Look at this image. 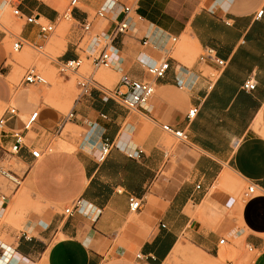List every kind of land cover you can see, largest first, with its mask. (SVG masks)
Returning a JSON list of instances; mask_svg holds the SVG:
<instances>
[{"label":"crops","instance_id":"0c3cea01","mask_svg":"<svg viewBox=\"0 0 264 264\" xmlns=\"http://www.w3.org/2000/svg\"><path fill=\"white\" fill-rule=\"evenodd\" d=\"M80 1L96 9L105 0ZM144 1L132 19V38L140 44L142 38L149 37L152 45L171 57V69L164 79L148 74L152 78L148 81L157 87V101L146 111L136 112L126 124L122 122L126 109L109 98L108 92L96 89L80 96L72 109L75 119L70 120L73 131L77 127L86 130L79 145L66 137L67 122H57L56 112L43 109L29 86L14 95L8 81L12 70L8 62L13 56L5 37L0 36V115L12 101L18 111L16 118L7 121L0 143L9 149V132L23 130L28 116L39 112L35 128L23 130L26 146L15 158L28 167L19 175L33 199L48 207L43 210L29 201L34 212L24 229L11 238V245L0 241L4 246L0 256L5 254L9 264H161L182 245L181 239L221 264H234L243 246L256 253L253 264H264V0H202L177 32H171L156 17L160 12L156 1L147 5ZM60 6V0H29L21 11L54 23L62 16L56 9ZM4 8H8L6 2L1 5ZM163 13L172 14L169 10ZM72 18L79 23L89 20L80 8L72 10ZM108 22V33L112 20L96 19L93 29L106 28ZM20 38L38 43V28L24 23ZM173 38L176 42L168 48ZM182 39L200 48L201 53L214 50L225 62L213 84L203 69L215 70L214 60L203 64L197 59L189 68L172 56L174 45ZM122 45L117 43L116 56L121 60L115 62L112 82L123 73L146 80L142 60L149 62L145 55L152 61L159 59L162 53L153 48L144 51L141 45L134 50ZM76 46L75 39L69 41L58 60L80 57ZM129 59L132 64L128 69ZM248 79L255 81V90L243 89ZM181 82L183 89L179 88ZM193 106L199 113L189 122L186 115ZM143 117L154 127L139 146L133 137L137 125L144 124ZM165 124L188 134V142L183 143L188 151L176 164L160 145ZM30 134L37 137L28 145ZM105 139L115 141V147L99 163V147ZM47 147L51 151L34 163L31 149L45 151ZM125 147L143 149L144 154L141 159H130ZM252 184L257 195L244 199ZM242 185L246 188L241 205L235 196L223 193L228 188L237 194ZM131 195L143 201L137 213L129 210ZM77 199L83 200L85 212L66 216L65 209ZM4 205L0 203V214ZM132 214L137 216L134 221L130 220ZM223 238L226 241L220 244ZM137 254L142 259H137Z\"/></svg>","mask_w":264,"mask_h":264},{"label":"rangeland","instance_id":"374dc122","mask_svg":"<svg viewBox=\"0 0 264 264\" xmlns=\"http://www.w3.org/2000/svg\"><path fill=\"white\" fill-rule=\"evenodd\" d=\"M149 1H156V10L158 12L169 10V12L172 13L165 15L164 13L160 14L159 12L156 14L157 18L163 20L164 24L171 28V32H177L182 28L192 17L193 13L200 7V3L202 2V0H146V2L144 1V4L146 3L147 5ZM3 2H6L8 5V8L5 10L1 9ZM60 2L61 6L56 9L61 15L72 10L70 9L71 0H60ZM15 3L16 0H0V36L5 37L4 42L7 45L8 52L13 56V61L8 62V66H11L12 68L11 73L8 76V81L12 87L14 95L18 90H23L21 81L26 71L32 67L36 68L44 76L47 84L42 86H29V89L36 94L43 109H50L57 113V122H67L65 129L69 132L66 134V137L79 145L83 142V136L86 130L77 127V130L73 131L72 122L66 119L67 114L74 109L80 98L78 82L84 78L91 77L97 82V89L110 92L116 88L120 80V74H118L117 79L112 82L114 67L94 69L92 67V60L89 57L92 53L88 52L92 40L96 38V36H100L101 39L106 38V32L110 27V22H108L109 25L106 28L92 29L90 33L85 34L81 27L83 22L79 23L73 18L66 20L61 17L57 24L56 31L45 42V46L42 50H37L32 47H24L21 52L17 53L14 52L13 45L17 38L20 37L21 27L24 22L18 20L13 14ZM78 8L87 12L89 21H96L95 14L99 7L95 9L80 3ZM112 19L113 18L111 17L109 20ZM58 37L65 38L63 40H58ZM72 39L76 40L77 46L75 49H77L78 55L82 58L83 64L77 74L63 76L59 74L54 60H57L59 56L63 55L68 42ZM117 43L120 45L123 44L130 50L141 48L138 40L136 41L135 37L132 38L131 36L120 38ZM173 43V41L170 42L168 48ZM103 46L104 43L99 46V49ZM200 54V48L194 46L189 40L182 39L174 45L172 56L181 64L191 68L196 63ZM125 58H127V56H125ZM131 64L132 62H130L129 59L126 63L127 66L125 65V67L128 68ZM203 70L204 76L210 74L209 70ZM143 74L144 79L147 81L152 80L147 72L144 71ZM11 106H13V101ZM122 114L124 117L122 122H126L127 124L137 113H130L123 109ZM143 119L144 124L137 125V132L135 137H133V141L139 146L144 145V141L146 140L150 129L154 127L149 119L144 117ZM36 137V135L30 134L27 139L28 145L31 144ZM160 145L171 156H173V164H176L179 160V156L184 155V153L188 151V147L185 144L179 142L173 137L167 136L166 134L163 135ZM179 162L180 161L177 163ZM0 168L17 174H21L28 169V167L20 162V160L14 156L6 154L2 150H0ZM245 188L246 186L242 185L237 194L231 193L228 188L227 190H224L223 193L235 196L241 205L242 194ZM0 191L9 197L0 214V241L4 244L11 245L12 240H14L11 238H15L20 234L28 221L30 213L34 212L29 205V201L32 200L33 202L38 203L43 210H46L48 207L42 204L39 200L33 199L31 191L27 190L26 183L22 184L18 192L15 193L11 184L0 176ZM23 194L28 196L29 199L24 197ZM136 217L135 214H132L130 220L134 221ZM180 241L182 245L168 258V264H221L218 260L212 259L201 250L192 246L187 240L181 239ZM236 244L240 245V242H236ZM255 258L256 253L249 252L248 249L243 246L238 260L234 262V264H253Z\"/></svg>","mask_w":264,"mask_h":264},{"label":"built area","instance_id":"2783aa9c","mask_svg":"<svg viewBox=\"0 0 264 264\" xmlns=\"http://www.w3.org/2000/svg\"><path fill=\"white\" fill-rule=\"evenodd\" d=\"M29 0H16L14 4L13 14L19 20H23L26 25L36 26L38 28V43H32L17 38L16 42L13 45L14 52H20L23 50V47H32L37 50H42L44 48V43L49 39V37L56 31L58 22H47L36 16H25L21 7L27 3ZM142 0H105L103 4L96 10L95 19L99 20H109L111 17L113 18V26L109 30L105 39H101L100 36H96L95 44L100 46L104 43V46L97 50V52L93 53L89 57L92 60V67L94 69L100 68H111L115 66V62L121 58H118L116 55L117 51V41L123 37H133L134 34V23L132 19L135 15L138 14L141 7ZM80 0H71L70 9L74 10L78 8L80 4ZM72 10L63 14L61 17L63 19L69 20L72 18ZM263 15V11L258 14V18H261ZM138 21L140 23L143 22V18L138 16ZM83 32L88 34L93 29L92 21H85L81 24ZM173 42H176V38L172 39ZM140 45L144 51L147 49L153 48V50H158V48L151 44L149 37H144L140 40ZM99 48V47H98ZM161 52V57L159 59L149 58L148 55H144L148 58L147 60H142L143 66L147 73L152 76L156 80L164 79L167 76V73L171 69V57L168 56V52ZM208 59L214 60L216 65L218 66L215 70L211 71V73L207 76L210 84H213L217 78L222 73V70L225 67V62L219 59L212 49H205L198 57L199 62L206 63ZM119 60V62H120ZM151 60V62H150ZM57 70L60 75L70 76L71 74H77L82 67L83 60L81 57H77L74 59L59 61L54 60ZM147 61V62H146ZM47 84L44 76L34 67L29 68L22 81V86H42ZM78 87L80 90V96L90 95L93 90L97 89V82L93 80L91 77L84 78L78 82ZM184 85L181 82L179 84V88L183 89ZM256 88V83L253 79H248L244 85L243 89L245 91H253ZM125 89V91H124ZM107 95L109 98H115L118 100L121 106H123L127 111L131 113L140 112L142 110L146 111L149 106H153L157 101V87L153 82L147 80H139L132 78L129 74L123 73L121 74L118 87L113 91L108 92ZM199 113V108L197 106L191 107L186 115V118L189 122L193 121ZM76 113L74 111H70L66 119L68 121L75 119ZM18 116V111L15 106H8L4 113L0 116V141L2 138V134L5 133V126L7 121L10 119L16 118ZM39 112H34L28 116L27 120L24 123V131H30L35 128V124L38 121ZM163 131L168 135L173 137L182 143L188 142V134L185 131L178 130L169 124H165L162 126ZM23 130L15 129L9 132V135L12 139V143L9 149H5L0 143V150L9 154L10 156L17 157L22 149L26 146L25 143V135ZM127 144V143H125ZM115 147V141H110L109 139H105L101 146L99 147L98 153V162L103 163L112 149ZM51 151L49 147L46 148L45 151L33 148L30 153L33 158L34 163L39 162L43 159L45 153ZM125 152L130 159L138 160L142 158L144 154L143 149L135 148L131 150L130 148L125 147ZM0 176L7 180L13 191L16 193L21 188L23 184V177L17 173H14L9 170H4L0 168ZM200 188V186H198ZM258 191L256 189V185L252 184L249 186L244 193V199L251 198L257 195ZM9 197L0 191V203L5 204L8 201ZM128 206L131 213H137L143 208V201L140 198H137L134 195L129 196L128 198ZM75 212H85V204L82 199H77L72 202V204L67 207L64 211L66 216H73ZM162 228H165V225L162 224ZM226 241L225 238L220 240V244H224ZM0 249H4V246L0 244ZM137 259H142L141 254H137ZM0 261L2 264H9V259L5 257V254L0 256ZM161 264H168L167 262H162Z\"/></svg>","mask_w":264,"mask_h":264},{"label":"bare ground","instance_id":"6f19581e","mask_svg":"<svg viewBox=\"0 0 264 264\" xmlns=\"http://www.w3.org/2000/svg\"><path fill=\"white\" fill-rule=\"evenodd\" d=\"M5 8H6V7H5ZM5 8H4V9H5ZM101 21H103V22H107L108 20H101ZM98 47H99V46L95 44V38H94V39L92 40V43H91V45H90V47H89L88 52L93 54V53L97 52V50H99ZM0 261H3V260L0 259Z\"/></svg>","mask_w":264,"mask_h":264}]
</instances>
